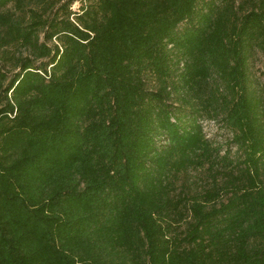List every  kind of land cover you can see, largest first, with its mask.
Wrapping results in <instances>:
<instances>
[{"label":"trees","instance_id":"trees-1","mask_svg":"<svg viewBox=\"0 0 264 264\" xmlns=\"http://www.w3.org/2000/svg\"><path fill=\"white\" fill-rule=\"evenodd\" d=\"M258 53L264 0H0V264H264Z\"/></svg>","mask_w":264,"mask_h":264},{"label":"rangeland","instance_id":"rangeland-1","mask_svg":"<svg viewBox=\"0 0 264 264\" xmlns=\"http://www.w3.org/2000/svg\"><path fill=\"white\" fill-rule=\"evenodd\" d=\"M77 7V6H76ZM18 49L12 48L11 52L16 53ZM23 56H28L27 51H21ZM251 71L255 81L259 87H264V72H263V58L260 53H258L252 60ZM4 64L5 61H2ZM203 132L206 134V137L209 138L215 146L222 147L220 155L223 156L226 154L229 157L230 161L236 162L239 159L238 152H236L233 146H229L231 139V134L225 128L221 126L220 123L203 121ZM228 150V153L226 152ZM221 168L220 166H217ZM212 174L205 166L203 169L198 171H189L188 174H184L180 177L177 182V194L183 193L185 196H190L192 193L197 191H202L206 187L211 186ZM222 202H225V199H221ZM184 226H182L183 229Z\"/></svg>","mask_w":264,"mask_h":264}]
</instances>
